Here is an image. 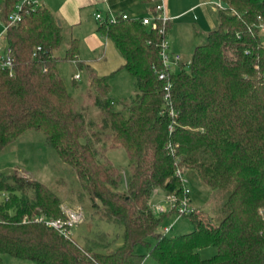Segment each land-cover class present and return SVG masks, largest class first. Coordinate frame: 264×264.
Masks as SVG:
<instances>
[{
	"label": "trees",
	"instance_id": "obj_1",
	"mask_svg": "<svg viewBox=\"0 0 264 264\" xmlns=\"http://www.w3.org/2000/svg\"><path fill=\"white\" fill-rule=\"evenodd\" d=\"M138 1L155 12L153 0ZM219 1L217 27L169 73V101L157 74L164 70L160 42L170 21L163 34L142 17L101 22L98 31L121 54L135 92L116 108L111 75L78 63L102 116L91 138L84 109L59 68L77 61L78 39L40 2L24 4L22 19L10 24L21 0H0L1 43L13 59L11 70L0 68V151L26 132H41L76 177L69 203L75 194L118 231L111 241L95 230L80 244L35 222L40 215L66 219L68 200L42 182L0 171V192L7 196L0 202V264L4 255L31 264H142L138 244L157 264H264V0ZM64 42L63 56H55ZM115 147L126 152L125 177L106 154ZM178 170L182 176L195 171L212 192L227 195L211 211L192 207L183 216L192 217L194 228L170 236L160 224L177 214L184 197ZM157 190L175 196V206L156 209ZM210 245L216 252L202 258L199 250Z\"/></svg>",
	"mask_w": 264,
	"mask_h": 264
},
{
	"label": "rangeland",
	"instance_id": "obj_2",
	"mask_svg": "<svg viewBox=\"0 0 264 264\" xmlns=\"http://www.w3.org/2000/svg\"><path fill=\"white\" fill-rule=\"evenodd\" d=\"M100 10V8H98ZM97 12V11H96ZM1 20V19H0ZM66 28V27H65ZM3 31V25L0 23V32ZM67 36L71 35L70 31L66 30ZM205 38V37H204ZM204 39H198L196 44L203 42ZM66 47V42L55 52V56H63L64 49ZM192 50V49H191ZM192 51L184 53L185 58L191 56ZM59 68L65 78L68 86V90L75 96L79 107L84 109V114L86 120L89 122V136L94 138L95 132L100 131L102 127V116L100 111L94 106V99L92 97L85 96L84 92H80L86 83L87 75L86 71L80 72L75 66H71L66 62H60ZM171 71L173 73L178 71L177 66H172ZM85 73V74H84ZM72 74H81V79L76 80L78 87L73 86ZM75 77V75H74ZM88 92V90H87ZM115 101V107L118 109L122 108L120 101L116 98L111 97ZM124 104V103H123ZM99 134V133H98ZM109 161L118 166L124 177L126 176V170L128 169V158L125 150L122 147L111 148L106 152ZM0 171L16 174L24 179H34L36 181L42 182L51 189L55 190L60 196L64 197L63 210L66 212H75L80 214V219L76 221L73 225H68V235L79 242L84 244L86 238L90 236L95 230L104 232L108 234V238L114 239L115 232L118 233L117 229L112 223L107 221L96 219V212L89 211V202H84L81 205V200L73 195L69 203L68 197L69 188L76 191L77 187H74L75 175L72 173L71 168L63 163L55 149L49 145L43 134L37 131H29L23 134L13 145L9 146L7 149L0 151ZM71 172V173H70ZM183 179L186 187L189 189L190 206L204 212L211 211V209L220 206L222 201L227 195V190L214 191L212 192L203 182L200 181L198 175L195 171L189 170L184 173ZM3 192V191H2ZM3 197H7L6 193L2 196L0 193V200L3 201ZM167 197L163 191L157 190L152 198L151 202L155 207H161V204L167 203ZM166 199V200H165ZM63 201V202H64ZM163 202V203H161ZM52 218V217H51ZM61 219V218H56ZM173 223L172 229L168 232V235H178L181 233L188 232L194 228V223L192 217L182 216L176 217L175 214H171L164 218L160 224V229L163 231L165 226H170ZM102 235L100 236V238ZM114 243H119L120 240H113ZM149 241L153 242L152 239ZM111 249V248H110ZM135 251L138 253L145 254L142 264H157V261L148 254L147 246L143 244H138L135 246ZM216 252V249L210 245L199 250L200 256L202 258H208ZM3 264H31L29 260L13 258L9 255L2 256Z\"/></svg>",
	"mask_w": 264,
	"mask_h": 264
},
{
	"label": "crops",
	"instance_id": "obj_3",
	"mask_svg": "<svg viewBox=\"0 0 264 264\" xmlns=\"http://www.w3.org/2000/svg\"><path fill=\"white\" fill-rule=\"evenodd\" d=\"M39 2L48 6L62 25L79 41L77 61L66 63L70 66L72 64L80 72L84 70L78 67V63L90 66L99 76L111 75L110 97L122 100L134 94L133 77L122 68L123 58L113 41L98 31L101 22L95 18V14L100 12L103 17L126 14L128 18L136 19L149 14V4L140 3L138 0H39ZM219 7H221L219 0H164V9L171 23L167 33L170 51L179 53L182 59H188L190 56L185 58L184 53L193 52L198 39L205 40L207 33L217 27ZM60 74L64 78L61 68ZM74 75L76 74H72L73 86L77 88L76 82L81 79V74L79 78H75ZM85 76L86 83L80 92L86 93L87 96L89 78L88 75ZM0 193L2 196L5 195V192Z\"/></svg>",
	"mask_w": 264,
	"mask_h": 264
},
{
	"label": "built area",
	"instance_id": "obj_4",
	"mask_svg": "<svg viewBox=\"0 0 264 264\" xmlns=\"http://www.w3.org/2000/svg\"><path fill=\"white\" fill-rule=\"evenodd\" d=\"M105 1V0H102ZM154 4L156 5V10L154 13H149L147 16H144L141 18L142 24L145 25H151L153 28L157 29L158 33L163 34L165 32V25L168 21H170V18L167 16L165 9H164V0H153ZM38 0H21V2L18 4L17 9L9 16V23H17L22 19V9L24 4H38ZM124 19L128 18L126 14L121 15ZM95 18L99 20L100 22L103 21H114L116 17H103V15L100 12H97L95 14ZM160 24V25H159ZM6 28V26H5ZM3 33V32H2ZM2 33H0V68L1 69H8L11 70L13 66V59L11 54V49L9 46L5 45L2 46L1 40H2ZM160 57L162 64L164 66V70L160 71L157 76L158 79L164 81L163 90H164V99L165 101H169L170 98V92H171V82L169 80V73L171 71L172 66L179 67V64L182 60V57L179 53H174L170 51L169 49V42L167 39V36H165L161 42H160ZM190 62L189 60L187 63ZM75 78H79V74L75 75ZM171 114L173 113L172 110H170ZM177 175H179L184 182L182 173L178 170ZM24 178H27L26 175ZM189 189L188 187L184 186V197L180 200V203L177 206V214L176 217H182L185 214H190L192 212V207H190L189 201ZM167 204H161V207L157 206L155 207L158 210H165L167 208H171L175 206L176 203V197L173 195H169L167 197ZM168 205L169 207H166ZM80 219V214L75 212H67L66 219H56V218H49L44 215L37 216L33 218L35 222H41L47 227H51L60 233L64 235H68V225H73L76 221ZM26 220V217L24 218V221ZM170 226H165L163 228V233H168L171 228ZM68 226V227H67Z\"/></svg>",
	"mask_w": 264,
	"mask_h": 264
}]
</instances>
